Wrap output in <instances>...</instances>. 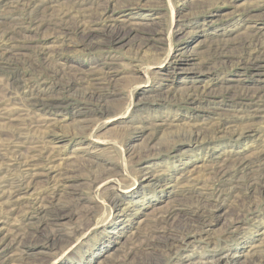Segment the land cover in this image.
<instances>
[{
	"label": "rangeland",
	"instance_id": "obj_1",
	"mask_svg": "<svg viewBox=\"0 0 264 264\" xmlns=\"http://www.w3.org/2000/svg\"><path fill=\"white\" fill-rule=\"evenodd\" d=\"M40 5L49 14L67 10L71 31L45 22L20 31L22 38L12 34L26 26L22 14L0 5V146L26 117L19 89L10 95L11 110L2 112L19 76L23 91L30 87L44 99L29 116L47 121L22 147L48 137L57 155L50 175L59 172L65 184L53 202L63 209L50 206L52 215L1 254L3 264H264L254 255L264 252V154L263 182L252 188L256 173L249 168L221 179L213 196L204 180L212 181L213 168L264 151V107L238 101L255 95L264 105V0ZM252 50L256 65L245 64ZM90 84L103 90L86 100ZM225 121L232 122L219 130ZM36 180L44 186L46 179ZM72 202L78 216L69 219ZM26 203L15 202L0 217L3 245ZM197 204L209 211L203 224L190 222ZM165 211L175 212L172 236L153 228ZM55 230L62 237L49 245Z\"/></svg>",
	"mask_w": 264,
	"mask_h": 264
},
{
	"label": "bare ground",
	"instance_id": "obj_2",
	"mask_svg": "<svg viewBox=\"0 0 264 264\" xmlns=\"http://www.w3.org/2000/svg\"><path fill=\"white\" fill-rule=\"evenodd\" d=\"M50 4L51 0H0V5L7 4L12 6L19 14L21 13V23L25 22V27H18L14 28L12 30V34L20 35L22 38H25V36L20 32L22 30H26L27 28L36 30L37 28L42 27L46 23H52L58 26H63V29L67 31L68 33L71 31V25L68 26V22L65 19V16L67 15V10H62L60 12H57L55 14H49L46 12V7L40 8V4ZM66 12V13H65ZM49 14V15H48ZM103 17V14L100 16ZM75 23V21H73ZM78 22V21H77ZM78 24V23H77ZM74 24H72L73 26ZM21 26V25H20ZM3 36L6 37V32L4 31ZM254 53V50H252L248 54V58L245 59V64H251L256 65V60L258 59V56H252ZM35 59L37 60L39 66L41 67V61L38 59V57ZM14 63L20 62L13 60ZM23 62V61H22ZM25 62V61H24ZM27 62V61H26ZM25 62V63H26ZM12 63V62H11ZM41 72H38L36 75L38 77L41 76ZM44 77L42 79H48L50 78V75H43ZM56 79V77H55ZM22 82L25 84V81L20 78L19 76H16L14 79V83H16V86L13 87V92L9 91L6 95H9L6 100L4 101L5 107L3 108L2 112L3 114H6L7 111L11 110L8 106V101L12 100L13 98L10 96L11 94L15 93L17 89L22 91L23 95H18L17 98L20 101L21 106L26 110V117L19 119L18 123L15 125V128L11 132L9 139L6 141L5 144H2L0 146V217H4L10 212L14 210V204L15 202H19L22 199H27V203L23 205V210L21 213V217L19 219H15V223H13V226L8 230V233L6 235L7 242L5 245L0 240V255L5 254L6 248H8L11 245L19 244L21 237L29 231L30 228H32L33 224L36 223L37 228L40 224V222L47 218L49 214L48 208L50 206H55L58 204H55L53 200H55L56 195L59 193L61 188L65 187L64 179L60 176L59 172H56V174H51L52 170L54 169V166L51 165L53 160L56 158V152L52 147H49V145L46 143V140L48 139L47 136L41 135L37 138H32L31 142H27L30 145L26 147H22L23 141H27L29 138V132L36 126H39L41 123L44 122V126H47V121L42 118H36L35 116H29L28 112L31 106L43 102L44 99L38 95V93L30 87H28L27 91H23V84H18ZM56 82V81H54ZM61 84V83H60ZM59 85V84H55ZM70 84H62V88L64 90L67 89V87ZM100 90H103L101 86H97L96 84H90V86L86 89L83 96L86 100H91L95 96H98L100 93ZM189 96H193V94H188ZM243 95V94H242ZM194 97V96H193ZM239 98V104L242 106H251L256 105V107H264V105H258L256 102L260 101L261 98L256 97L255 95H244L242 99ZM2 100H0L1 104ZM232 122V121H231ZM229 121H225L224 123L219 122L218 123V129L219 130H225L229 126L227 124H231ZM238 137H240L243 132H234ZM31 134V133H30ZM23 140V141H22ZM25 148L24 151L21 149ZM257 156L255 160H251L248 162H237L230 165H223L218 168H213L210 171V178L212 181L209 180V178H205L204 180L207 182H210L208 184V189L211 191V195L213 196L217 192L220 191L219 185L217 183L221 181L224 177L234 174L235 172L244 173L246 169H250L251 171L255 172L256 174L251 176L253 178V181L251 183L252 186L249 185L247 189L252 188L253 186H256L257 184H260L263 182L260 180L261 177V170L259 169V163L264 158H262V155ZM40 168H43L40 170ZM45 177V184L44 186H38V181L36 180L37 177ZM245 177H248L246 174H244ZM108 184V183H107ZM207 185V184H206ZM264 183L261 185L263 186ZM256 190V187L253 188ZM78 199V198H76ZM75 199V200H76ZM67 204V203H66ZM80 204V203H79ZM5 205V209H3V206ZM61 205V204H60ZM78 203L72 202L68 204V211L65 212L66 216L69 219L74 218L77 215L76 206ZM58 206V205H57ZM62 207V206H58ZM67 207V206H66ZM62 210L63 208H57L56 210ZM190 215L194 216L190 219V222L192 224L194 223H200L203 224L209 215V211L205 210V208L197 206L189 211ZM175 214L174 211L172 212H164L160 215H157V217L153 220V228L155 229H161L163 232H168V229L170 227V220ZM239 218V217H237ZM25 220V222H24ZM152 235V234H151ZM149 233L147 234V237L151 236ZM145 236V235H144ZM168 236H172L168 232ZM62 237V233L59 230H55L52 232L49 236L46 237V241L49 243V245H53L56 242H58ZM51 242V244H50ZM47 243V244H48ZM142 244V241H141ZM16 246V245H15ZM134 246V245H132ZM171 252V251H170ZM169 252V253H170ZM168 253V254H169ZM256 257H264L263 253H255ZM5 255H1L0 257V264H3L4 261L7 259L4 257ZM220 261H223L220 259ZM210 264H216V263H210Z\"/></svg>",
	"mask_w": 264,
	"mask_h": 264
}]
</instances>
